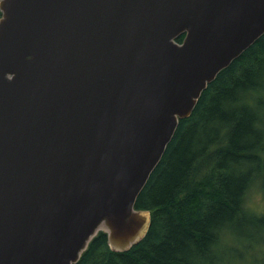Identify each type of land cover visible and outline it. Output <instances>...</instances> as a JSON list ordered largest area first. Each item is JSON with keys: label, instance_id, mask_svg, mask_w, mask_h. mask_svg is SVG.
<instances>
[{"label": "water", "instance_id": "95a60500", "mask_svg": "<svg viewBox=\"0 0 264 264\" xmlns=\"http://www.w3.org/2000/svg\"><path fill=\"white\" fill-rule=\"evenodd\" d=\"M0 264L140 243L180 120L264 34V0H0ZM183 36L181 42L179 38Z\"/></svg>", "mask_w": 264, "mask_h": 264}, {"label": "trees", "instance_id": "16d2710c", "mask_svg": "<svg viewBox=\"0 0 264 264\" xmlns=\"http://www.w3.org/2000/svg\"><path fill=\"white\" fill-rule=\"evenodd\" d=\"M260 176L264 34L207 85L192 114L179 121L134 205L150 214L144 239L115 253L98 232L77 264H215L217 246L230 234L258 248L255 234L264 228V213L249 215L245 202Z\"/></svg>", "mask_w": 264, "mask_h": 264}, {"label": "rangeland", "instance_id": "374dc122", "mask_svg": "<svg viewBox=\"0 0 264 264\" xmlns=\"http://www.w3.org/2000/svg\"><path fill=\"white\" fill-rule=\"evenodd\" d=\"M245 206L249 215L259 216L264 213V176L256 178L254 187L246 198ZM245 231V233L250 232V230ZM231 232L230 229L226 230V233ZM255 235V239L260 241V246L253 249L245 243H240L238 236L234 237L230 234L229 237L223 238L217 246L220 248L214 256L215 264H264V228ZM227 238L229 240L226 242Z\"/></svg>", "mask_w": 264, "mask_h": 264}]
</instances>
